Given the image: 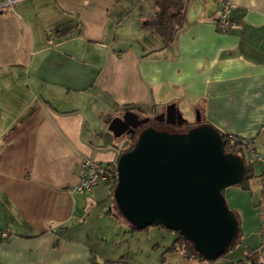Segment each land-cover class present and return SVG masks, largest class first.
<instances>
[{"label":"crops","instance_id":"0c3cea01","mask_svg":"<svg viewBox=\"0 0 264 264\" xmlns=\"http://www.w3.org/2000/svg\"><path fill=\"white\" fill-rule=\"evenodd\" d=\"M7 1L0 0V228L9 234L0 264H238L253 252L263 262L264 170L246 148L239 153L252 168L247 187L223 190L239 238L215 260L166 252L175 235L158 227L129 232L122 221L99 238L89 219L119 218L109 183L74 189L83 158L117 162L126 143L108 126L124 112L150 115L173 103L182 116L192 109L264 150V0H227L242 27L226 32L213 20L221 0H184L174 39L154 37L136 50L113 35L121 0ZM148 5L155 13V1Z\"/></svg>","mask_w":264,"mask_h":264},{"label":"water","instance_id":"95a60500","mask_svg":"<svg viewBox=\"0 0 264 264\" xmlns=\"http://www.w3.org/2000/svg\"><path fill=\"white\" fill-rule=\"evenodd\" d=\"M127 115L136 122H128ZM154 119L187 122L173 103ZM149 120L129 111L113 118L108 128L122 136L125 127L133 132ZM116 171L114 200L128 224L139 229L161 224L178 231L205 260L217 259L236 240L238 222L223 190L242 180L243 159L226 152L218 131L201 123L198 112L196 126L185 133L143 129L133 148L119 156Z\"/></svg>","mask_w":264,"mask_h":264},{"label":"trees","instance_id":"16d2710c","mask_svg":"<svg viewBox=\"0 0 264 264\" xmlns=\"http://www.w3.org/2000/svg\"><path fill=\"white\" fill-rule=\"evenodd\" d=\"M155 4H156L157 10L152 16V18L150 19V25L154 29V31L158 34V36H160V38L162 39V42H164L165 44H168L172 41V39H174L175 34L180 30L182 26L183 9L185 7V1L184 0H155ZM55 33L60 36H64L63 31L60 29H56ZM201 123H206V122L201 121ZM218 133L220 134L223 147L225 148L226 152L238 155L243 159V163L245 166V172H244L242 180L237 185H239L242 188H246L247 181L253 176V173H252L251 165L246 163V161L243 158V155L239 153L240 151L241 152L244 151L245 149L243 147L244 145L241 142L236 141L235 137L231 134H223L220 131H218ZM137 139H138V136L135 138V142L133 143V145L128 149H124L120 153V155L123 154L124 152L130 151L133 148L134 144L136 143ZM108 166H110L116 173V175L113 176L112 181L109 183L111 196L114 200V189L117 184L116 163L109 164ZM233 214L238 222V236L236 240L231 245H229L224 250V252L220 254L218 257L226 255L229 252V250L238 241L239 230H240L239 220L234 212ZM119 216L121 215L119 214ZM129 227L131 231L133 232L143 231L150 227H158L163 230L171 231L174 233L175 237L173 239L172 245L165 249L166 252L174 251V250H181L183 254L188 258H194L198 261L205 260V257L195 249L193 243L185 239L178 231L168 229L164 225H161V224H153L148 227L141 228V229L136 228L131 224H129ZM94 264H114V263L112 261L97 262L96 260H94ZM238 264H264V260L263 262H260L257 256V252H253L245 260L239 261Z\"/></svg>","mask_w":264,"mask_h":264},{"label":"rangeland","instance_id":"374dc122","mask_svg":"<svg viewBox=\"0 0 264 264\" xmlns=\"http://www.w3.org/2000/svg\"><path fill=\"white\" fill-rule=\"evenodd\" d=\"M140 1L142 3L141 5L139 2H136V1L121 0L120 8L117 9V11L114 13L115 14L114 18H117V16L118 18L119 16H122V15L124 16L119 22L114 23L116 26L113 27V35L116 37V41L120 42L122 46H131L135 50L137 49V44H139V42L153 43L154 37L156 38V40L161 42V39L159 38L157 34H155L154 29L150 25V19L154 15L152 8H150L148 5V3L151 2V0H140ZM152 1H155V0H152ZM140 14L143 16V18H142L141 26H138V18H140L139 17ZM166 106H162V105L156 106L155 111L153 113H150V115H142V114H138V115L141 118L148 117V116L154 117L155 115L164 113ZM183 111H184L183 118L186 119L187 122L196 123V113L192 109L188 110L187 107H185ZM117 139L122 140L123 142L125 141L126 143L125 149L130 148L135 142V139L133 141H129L127 137H124V136L122 138H117ZM228 187H226V189ZM112 203H114L115 205L114 206V208L116 209L115 212L118 213V209H117L115 202L112 201ZM122 221L123 222L125 221L126 226L129 225L127 221L121 216H119L118 218L113 215L106 216L104 214L103 216L99 217V219L98 218L89 219V222H91V225L89 227L92 229L93 232L99 230L97 234L99 238H110V235L107 236L106 233L103 231V229L107 227L111 228L113 227L114 224H116V226H120L123 223ZM126 229H128L127 231L131 232V229L128 226ZM164 231L166 233H171V231H168V230H164ZM123 235L124 234L121 233V236L119 237V239H121ZM124 243L127 244L128 239Z\"/></svg>","mask_w":264,"mask_h":264},{"label":"built area","instance_id":"2783aa9c","mask_svg":"<svg viewBox=\"0 0 264 264\" xmlns=\"http://www.w3.org/2000/svg\"><path fill=\"white\" fill-rule=\"evenodd\" d=\"M8 4L11 0L7 1ZM234 5L227 0L219 1V7L214 14L213 20L216 29L220 32H226L230 29L241 28L242 23L232 17ZM235 137L236 141L241 142L246 148L247 157L250 162H260L264 168V150L257 151L251 147V140ZM80 180L75 187L76 192H86L99 184H107L112 181L115 171L108 165L96 163L89 158H83L79 165ZM258 215L260 219V228L264 235V185L261 188V197L259 202ZM9 234L8 229L0 228V240L5 239Z\"/></svg>","mask_w":264,"mask_h":264},{"label":"flooded vegetation","instance_id":"af4514ba","mask_svg":"<svg viewBox=\"0 0 264 264\" xmlns=\"http://www.w3.org/2000/svg\"><path fill=\"white\" fill-rule=\"evenodd\" d=\"M124 113H122L120 116L122 117ZM127 120L131 124L136 122L135 120H133L131 115H127ZM194 126H196V123H189V122H185L181 125H176V124L171 125V124H167L165 121L155 120L154 117H150V120L146 124H141V125L134 127L132 129L133 132H127L128 130L131 129V126L125 127L126 132L125 134H123V136L127 137L129 141H133L140 134V132L145 128H153L156 130L166 131L168 133H185L188 129Z\"/></svg>","mask_w":264,"mask_h":264}]
</instances>
